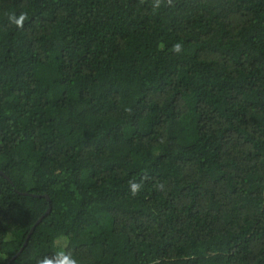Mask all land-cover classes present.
Returning <instances> with one entry per match:
<instances>
[{
  "label": "trees",
  "instance_id": "16d2710c",
  "mask_svg": "<svg viewBox=\"0 0 264 264\" xmlns=\"http://www.w3.org/2000/svg\"><path fill=\"white\" fill-rule=\"evenodd\" d=\"M155 3L0 0V264H264V0Z\"/></svg>",
  "mask_w": 264,
  "mask_h": 264
},
{
  "label": "clouds",
  "instance_id": "9594fccd",
  "mask_svg": "<svg viewBox=\"0 0 264 264\" xmlns=\"http://www.w3.org/2000/svg\"><path fill=\"white\" fill-rule=\"evenodd\" d=\"M170 2V0H169ZM161 3V0H156L155 7H159ZM26 18L25 14H21L20 17L17 19L15 16L10 17V20H12L17 26L23 25V21ZM181 45L179 43L174 44L172 47V51L179 53L181 51ZM138 185L133 184L132 185V194L135 195L138 192ZM57 257L59 258L55 262L51 259L45 258L43 261L38 262V264H77V261L71 257V253L66 254L64 251H60L57 254Z\"/></svg>",
  "mask_w": 264,
  "mask_h": 264
},
{
  "label": "water",
  "instance_id": "95a60500",
  "mask_svg": "<svg viewBox=\"0 0 264 264\" xmlns=\"http://www.w3.org/2000/svg\"><path fill=\"white\" fill-rule=\"evenodd\" d=\"M0 172H1V171H0ZM39 219H40V218H39ZM39 219H38V220H39ZM38 220H37V221H38Z\"/></svg>",
  "mask_w": 264,
  "mask_h": 264
}]
</instances>
